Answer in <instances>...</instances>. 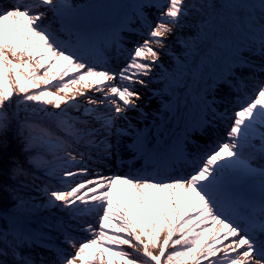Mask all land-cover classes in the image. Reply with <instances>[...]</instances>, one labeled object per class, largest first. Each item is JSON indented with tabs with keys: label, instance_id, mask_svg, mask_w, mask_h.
<instances>
[{
	"label": "snow or ice",
	"instance_id": "obj_1",
	"mask_svg": "<svg viewBox=\"0 0 264 264\" xmlns=\"http://www.w3.org/2000/svg\"><path fill=\"white\" fill-rule=\"evenodd\" d=\"M105 254L264 264V0H0V264Z\"/></svg>",
	"mask_w": 264,
	"mask_h": 264
},
{
	"label": "bare ground",
	"instance_id": "obj_2",
	"mask_svg": "<svg viewBox=\"0 0 264 264\" xmlns=\"http://www.w3.org/2000/svg\"><path fill=\"white\" fill-rule=\"evenodd\" d=\"M124 191H125L126 194L134 193V189H130L128 186H125ZM149 191H150V193L153 196L155 195L153 190H149ZM117 199H120V186H118V188H117ZM205 239L207 240L208 237H205ZM111 257H113V259L115 261V264H121V259L119 257L112 256V255H111ZM104 264H108V260L107 259L104 261Z\"/></svg>",
	"mask_w": 264,
	"mask_h": 264
},
{
	"label": "rangeland",
	"instance_id": "obj_3",
	"mask_svg": "<svg viewBox=\"0 0 264 264\" xmlns=\"http://www.w3.org/2000/svg\"><path fill=\"white\" fill-rule=\"evenodd\" d=\"M169 39H171V37H169ZM161 59H164V57L162 56ZM62 63H63V62H62ZM109 257H111L110 254H105V256H104V261H105L106 259L109 260ZM111 260H112V261L114 262V264H115V261H114L113 257H111ZM205 264H206V262H205Z\"/></svg>",
	"mask_w": 264,
	"mask_h": 264
}]
</instances>
